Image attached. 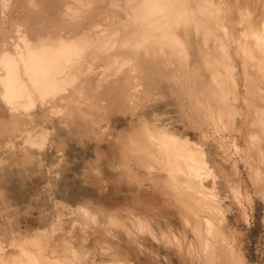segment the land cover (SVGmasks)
I'll return each mask as SVG.
<instances>
[{
    "label": "rangeland",
    "instance_id": "1",
    "mask_svg": "<svg viewBox=\"0 0 264 264\" xmlns=\"http://www.w3.org/2000/svg\"><path fill=\"white\" fill-rule=\"evenodd\" d=\"M193 1L211 16L178 28L183 57L142 43L140 0H0L1 58L83 49L55 99L0 97V264H207L208 238L211 264H264V76L244 51L264 0Z\"/></svg>",
    "mask_w": 264,
    "mask_h": 264
},
{
    "label": "bare ground",
    "instance_id": "2",
    "mask_svg": "<svg viewBox=\"0 0 264 264\" xmlns=\"http://www.w3.org/2000/svg\"><path fill=\"white\" fill-rule=\"evenodd\" d=\"M187 1H189V0H140L138 5L135 6V8L133 9V11H134V20L133 21H134V23L136 22L138 27H141L142 29H144V31H143L144 32V38L142 40V43H144L146 46L157 45L160 48H163V47H171L172 49H174V48L179 49L180 48V54H183V57H184V55L186 53V47L183 45L184 42L178 34V31H177L178 28L183 27V26H187L190 24L192 25V23H197L196 13H201V14L204 13L205 16H211L210 9L204 7L203 5L198 6L196 9L190 8L188 5L189 3ZM190 2H191V0H190ZM5 4H6V2H5ZM237 8H239V7H237ZM244 11H247V10L245 9ZM260 13H261V10H260ZM246 15H247V13H246ZM234 16H236V15H234ZM248 16H250V15L248 14ZM248 16H246V17H248ZM241 20L244 21L243 19H241ZM199 24L202 26L201 22ZM225 30H226V28H225ZM137 31H139V30H137ZM212 31H213V29H212ZM219 35H220V32H219L218 36ZM195 36H197V35H195ZM247 36L245 38H247ZM222 37H223V35H222ZM248 37H249L248 39H250V37L253 39L254 47H253V49H250L249 47H246V49H244V51L246 52L245 57L248 56L250 61L253 63V64L252 63L251 64L254 65V67L256 68V72L258 73V75L264 76V23L262 24V26L259 30H257V29L253 30ZM100 39H102V38H100ZM128 39H129V37H128ZM23 42H24L25 49L23 51H19L17 55H12L10 53H6L2 56V58L0 57L1 58L0 66H1V70L3 71V73H0V97L2 98L4 103L8 106V108L11 109V111H15L18 113L21 110L28 112L29 110L34 109L36 104H37L36 101H38V100L42 104H45V102L47 100L55 99V97L57 95H61L64 91H66L68 89L69 83L71 82L70 80H75V77L70 78L68 75V72H69L68 69L70 67V64L72 65L74 62H76L75 60L81 55L82 50H83L78 45L79 43L77 41L66 42V40H65V41L59 42L58 44L56 43L57 45H54V46H46V45L34 46L31 42H29L25 38L23 39ZM99 42H98V44H99ZM41 44H43V43H41ZM191 46H192V44H191ZM136 47H138V46H136ZM193 48H195V46ZM85 52H87V51H85ZM207 52H209V51L207 50ZM206 54H208V53H206ZM121 55L122 54H120V56ZM126 55L128 57V54H126ZM141 58H142V55H141ZM195 58L198 59L199 56L195 57ZM136 59H137V57H136ZM190 60H191V58H190ZM183 61H184V59H183ZM198 62H201V61H198ZM231 64H233V63H231ZM190 65L192 66V64H190ZM216 67H218V66H216ZM197 69H199V68L197 67ZM201 69H203V68L201 67ZM246 69H247V67H246ZM117 70H116V73H117ZM228 74H229V71H228ZM253 74H254V72H253ZM246 80H248V79H246ZM253 81H255V80H253ZM258 91H259V94H261V95L264 92V90L262 88H258ZM247 106H249V105H247ZM252 108H253V106H252ZM230 112H232V111H230ZM257 113H262V112H257ZM257 121L258 122H256V123L258 125L264 127V118L262 116H260V119H258ZM173 141H175V140H173ZM153 142H155V141H153ZM183 149H184V147H183ZM189 150H190V147H189ZM157 151H158V149H157ZM175 152L176 151H174V153ZM189 156H190L189 160L191 163L192 162L194 163L197 161L195 159L196 157H194L193 155H189ZM198 157H199V155H198ZM198 160H199V158H198ZM197 163H199V162H196L195 165H197ZM205 167H206L205 163L201 162L200 164H198V166H195L194 168L191 167L189 169V171H190L191 175L195 176L196 178H200L201 177V171H203V169H205ZM180 173H181V171H180ZM173 175L175 176L176 174H173ZM202 191L205 192L204 190H202ZM201 199H203V198H201ZM206 201H208V200H206ZM206 231H207V234L211 237L213 234V229L211 227L210 222H207V230ZM208 240H209V238H208ZM208 240H206V242L204 241L205 242V251H206L205 252L206 253V255H205L206 259L205 260H207V264H209V263L211 264V260H213V258H214V254H213L214 249H213V245H212L211 241H208ZM215 259H214V261H215Z\"/></svg>",
    "mask_w": 264,
    "mask_h": 264
}]
</instances>
